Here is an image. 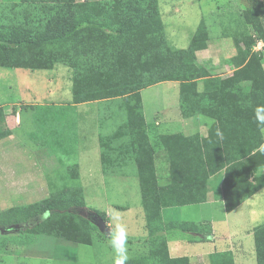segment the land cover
Here are the masks:
<instances>
[{"label":"trees","instance_id":"16d2710c","mask_svg":"<svg viewBox=\"0 0 264 264\" xmlns=\"http://www.w3.org/2000/svg\"><path fill=\"white\" fill-rule=\"evenodd\" d=\"M262 9L264 5L257 3L250 12L249 22H254ZM247 16L245 14V19ZM208 37L207 26L201 19L186 49H167L158 0L0 1V66L44 68L61 61L81 72L89 69L88 76L101 83L92 90L93 97L123 96L127 119L122 132L129 136L150 236L148 254L131 258L128 264H189L186 256H169L166 238L160 233L171 229L197 230L200 225L186 221H164L161 209L205 201L210 175L223 170L222 194L227 211L264 185V173H259L264 166L261 132L264 125L258 123L264 119V111L259 110L264 107L262 59L249 53V44L246 45L247 50L242 52L240 42L235 38L238 52L230 58L234 65L231 75L223 78L212 76L195 63L196 52L206 47ZM148 47L167 50V55L155 53L156 50L140 62L136 52L139 54L142 50L148 56L147 53L152 51ZM91 51L96 54L93 58L89 56ZM112 51H116V57L110 56ZM103 63L110 68L105 74L100 71ZM139 64L157 72L152 74L154 83L179 81L183 117L202 114L213 119L205 137L179 133L160 135L168 165V182L162 185L158 183L156 175L155 150L147 134L140 94L141 88L150 84L145 83L141 75H135ZM198 78L203 84L200 90ZM243 81L249 83L247 91L231 90L238 100L235 108L229 110L231 108L227 105L213 103L216 99H228V95L222 94L223 90L226 91L228 85L240 87L239 83ZM75 99L84 100V97ZM56 111L52 105L37 108L36 120L47 138L50 129L55 128L54 124L58 122L53 114ZM4 118L0 109V122ZM176 140H183L191 152L186 159L169 146V141ZM253 174V183H248ZM53 202L44 200L15 206L8 212L0 213V224L7 226L13 222L35 220L34 233L51 235L46 229L54 228L60 232L56 237L88 243L87 220L83 219L84 223L71 222L75 227L72 228L63 221L60 213H55L54 217L49 213L57 207ZM40 218L43 219L38 221ZM54 218L57 224L51 222ZM80 224H83V231ZM252 235L256 263L264 264V223L254 227ZM217 256L222 258L221 264H233L230 254Z\"/></svg>","mask_w":264,"mask_h":264},{"label":"rangeland","instance_id":"374dc122","mask_svg":"<svg viewBox=\"0 0 264 264\" xmlns=\"http://www.w3.org/2000/svg\"><path fill=\"white\" fill-rule=\"evenodd\" d=\"M201 1L209 41L205 48L197 50L195 63L212 76L223 78L228 72L232 73L234 65L230 58L238 52L235 44L237 38L239 49L244 52L249 44V53L260 56L264 67V47L258 52L253 49L257 40L264 42V9L256 15L254 22L248 19L257 3L264 5V0ZM245 14H248L246 19ZM164 38L166 48L171 50L186 49L190 43L168 42L165 32ZM148 49L152 50L147 53L148 56L142 50L139 54L136 52L140 62L157 50L152 47ZM161 52L167 55V50L162 49L155 53ZM94 53L91 51L89 56L95 57ZM110 56L116 57V51H112ZM140 64L135 75L144 77L145 83L154 84L152 74L157 72ZM108 68L103 63L100 71L105 74ZM87 72L89 69L81 72L61 61L44 68L0 66V109L5 116L0 122V149L13 147L22 153L12 155L10 170L3 165L4 155H0V213L8 212L15 206L61 200L59 203L53 202L57 207L49 213L53 217L55 213H60L63 221L69 225L75 220L81 223H84L83 219L87 220L90 236L89 242L84 243L56 237L60 232L54 228L46 229L51 235L34 233L35 220L13 222L7 226L0 224V228H10L0 239V264L114 262V254L107 244L110 231L106 233L98 228L92 219L95 214L109 230L113 226L112 217L118 215L121 218L120 222L128 233L130 259L146 256L149 252L150 236L137 169L129 136L122 132L127 119L125 101L123 96L93 97L92 90L101 83L88 76ZM78 96L84 97V100H76ZM43 105H52L57 110L53 114L58 122L54 124L55 128L50 129L48 138L36 120L37 108ZM16 116L18 121L15 124L20 122V125L14 126ZM160 157L155 155L154 161L157 159L158 165L167 164L164 150ZM156 175L159 184L168 182V170H156ZM253 177L254 174L249 177L248 183H253ZM169 209H161L164 221L177 219L175 211L170 212ZM211 212L216 216L214 227L217 233H212L215 240L203 242L204 246L210 248L211 245L225 242L231 246L240 239L244 249L253 252L254 240L252 234L245 232L249 222L244 214L230 215L228 232L225 219L218 218L221 210L214 207ZM261 221L254 220L253 224L260 225L263 223ZM51 222L57 224L55 218ZM71 227L75 228L73 224ZM80 227L83 231V224ZM166 233L168 231L160 234L165 236ZM237 234L242 235L238 240ZM60 244H65L66 249Z\"/></svg>","mask_w":264,"mask_h":264},{"label":"crops","instance_id":"0c3cea01","mask_svg":"<svg viewBox=\"0 0 264 264\" xmlns=\"http://www.w3.org/2000/svg\"><path fill=\"white\" fill-rule=\"evenodd\" d=\"M158 8L165 35L168 42L173 44L189 42L200 20H204V10L201 0H158ZM181 22H183V25H181ZM207 41H209V38ZM230 72H228L226 76L231 75ZM197 80L198 89L200 90L202 87L201 78ZM239 85L240 87L235 85L231 87L228 85V88H226L227 92L223 90L222 94L225 96L228 95L229 98L224 100L216 99L213 103L218 106L221 104L227 105L231 108L229 110L235 108L238 100L231 94V90L236 92L240 90L247 91L249 89L248 82L243 81L240 82ZM179 90L180 84L179 81L176 80L161 81L143 87L140 90L147 134L154 147L155 155H158L159 159H161L160 156L163 155L160 135L179 133L185 136L198 135L199 137H205L208 127L213 122V119L202 114L183 117L180 110ZM17 121L18 117L16 116L13 124L14 126L20 125V122L15 124ZM263 128L261 132L264 139ZM169 146H171L176 154L183 156L185 159L191 153H189L188 147L183 140L169 141ZM1 148L0 155H4L3 165L5 167L8 166L10 170L13 161L12 155L22 153L14 150L13 147ZM155 166L156 170L167 172V164L164 163V166L162 164L158 165L157 159L155 160ZM259 171L260 173H264V166H262ZM222 179L223 170L210 175L207 198L205 201L168 207L170 208V212L175 211V218H177L168 219V221H186L200 225V228L197 230H168L165 237L169 256H186L189 264H221L220 260L222 258H219L217 255L228 253L232 257L233 264H257L255 249L253 248L252 253L251 250L248 252L244 249L239 239L240 236H242L241 234L236 235L237 240L239 239L238 243H233L231 246L227 245L226 242L221 245H211L210 248L203 245V242L215 240V237L211 235L212 233H217L214 227L216 216L211 212V209L214 207L221 210L220 215L217 216L219 220L225 219L226 230H228V232L230 230L228 224L230 215L240 216V214H244L246 221L249 222V225L245 228L246 234H252V229L257 226L253 224L254 220H263L261 222L264 223V185L254 194L244 197L235 208L227 211L222 194ZM119 181H121V179H119ZM7 232L8 231H0V239L2 235ZM230 236L231 233L228 235V238ZM60 246L66 249L65 244H60ZM180 250L183 251L180 252Z\"/></svg>","mask_w":264,"mask_h":264},{"label":"clouds","instance_id":"9594fccd","mask_svg":"<svg viewBox=\"0 0 264 264\" xmlns=\"http://www.w3.org/2000/svg\"><path fill=\"white\" fill-rule=\"evenodd\" d=\"M264 111V107L259 109ZM211 122V120H210ZM259 124L264 125V119L258 121ZM221 135V133H217ZM113 226L109 232L107 244L114 254V264H128L129 257V247H128V233L120 222L121 218L118 215L112 217Z\"/></svg>","mask_w":264,"mask_h":264},{"label":"water","instance_id":"95a60500","mask_svg":"<svg viewBox=\"0 0 264 264\" xmlns=\"http://www.w3.org/2000/svg\"><path fill=\"white\" fill-rule=\"evenodd\" d=\"M92 219L101 231H104L106 233H108L110 231L109 228L105 225V223L103 222V220L99 216H97L95 214V216ZM9 229L10 228H8V229L0 228V231L5 232V231H8Z\"/></svg>","mask_w":264,"mask_h":264},{"label":"built area","instance_id":"2783aa9c","mask_svg":"<svg viewBox=\"0 0 264 264\" xmlns=\"http://www.w3.org/2000/svg\"><path fill=\"white\" fill-rule=\"evenodd\" d=\"M263 47H264V42L261 41V40H257L255 42V45L253 46V49H254L255 52H258V51H262Z\"/></svg>","mask_w":264,"mask_h":264}]
</instances>
